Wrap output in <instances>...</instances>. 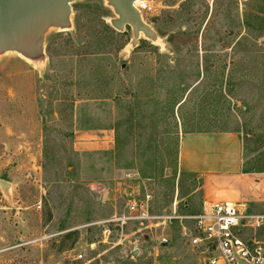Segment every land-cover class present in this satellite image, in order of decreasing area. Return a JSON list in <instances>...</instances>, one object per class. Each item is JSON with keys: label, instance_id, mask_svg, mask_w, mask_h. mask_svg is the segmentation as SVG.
Instances as JSON below:
<instances>
[{"label": "rangeland", "instance_id": "rangeland-1", "mask_svg": "<svg viewBox=\"0 0 264 264\" xmlns=\"http://www.w3.org/2000/svg\"><path fill=\"white\" fill-rule=\"evenodd\" d=\"M135 6L146 31L73 0L32 53L0 51V264H203L182 236L205 207L180 134H238L264 173V0ZM147 196L151 227L107 223Z\"/></svg>", "mask_w": 264, "mask_h": 264}, {"label": "built area", "instance_id": "built-area-1", "mask_svg": "<svg viewBox=\"0 0 264 264\" xmlns=\"http://www.w3.org/2000/svg\"><path fill=\"white\" fill-rule=\"evenodd\" d=\"M149 200L147 196L145 201H131L127 216L107 223L137 221L146 223L145 228L151 227L156 217L150 212ZM164 219L184 218L174 212ZM187 219L192 225L182 226V236L191 248L204 255L203 264H264V213H254L231 202H215Z\"/></svg>", "mask_w": 264, "mask_h": 264}, {"label": "crops", "instance_id": "crops-1", "mask_svg": "<svg viewBox=\"0 0 264 264\" xmlns=\"http://www.w3.org/2000/svg\"><path fill=\"white\" fill-rule=\"evenodd\" d=\"M176 155L178 173L192 175L201 182L204 207L231 202L244 205L248 211L264 213L258 190L264 173L246 169L238 134L184 132L179 136Z\"/></svg>", "mask_w": 264, "mask_h": 264}, {"label": "water", "instance_id": "water-1", "mask_svg": "<svg viewBox=\"0 0 264 264\" xmlns=\"http://www.w3.org/2000/svg\"><path fill=\"white\" fill-rule=\"evenodd\" d=\"M70 1L73 0H0V51L16 50L32 53L50 25L68 22ZM118 14L115 25L129 26L135 32L146 31L135 8L138 0H108ZM6 191L9 182L0 180Z\"/></svg>", "mask_w": 264, "mask_h": 264}, {"label": "bare ground", "instance_id": "bare-ground-1", "mask_svg": "<svg viewBox=\"0 0 264 264\" xmlns=\"http://www.w3.org/2000/svg\"><path fill=\"white\" fill-rule=\"evenodd\" d=\"M142 2V1H141Z\"/></svg>", "mask_w": 264, "mask_h": 264}]
</instances>
